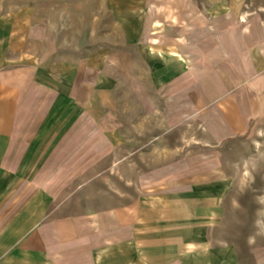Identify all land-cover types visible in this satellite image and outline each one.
Wrapping results in <instances>:
<instances>
[{"label":"rangeland","instance_id":"374dc122","mask_svg":"<svg viewBox=\"0 0 264 264\" xmlns=\"http://www.w3.org/2000/svg\"><path fill=\"white\" fill-rule=\"evenodd\" d=\"M0 99V264H264V0H0Z\"/></svg>","mask_w":264,"mask_h":264},{"label":"bare ground","instance_id":"6f19581e","mask_svg":"<svg viewBox=\"0 0 264 264\" xmlns=\"http://www.w3.org/2000/svg\"><path fill=\"white\" fill-rule=\"evenodd\" d=\"M156 8H157V11L159 12V14H161L162 16H167V17H171V19H174V21L177 20V13H176V10L177 8L174 7V6H171L170 8L166 7V5H158L156 3L153 4ZM196 17V16H195ZM196 19V18H195ZM194 18H192V21L195 20ZM154 29L156 30V33H158L157 31H159L160 29H162L165 24H164V21L162 19H158L156 22H155V25H154ZM171 51V54L169 55V57H171V59H174L176 60L177 62H180L181 64L184 63V68L186 67L187 65V60L185 59L184 55L181 53V51L179 49H177V47L175 48H171L170 49ZM157 50L156 48L152 47L151 48V53L152 54H156ZM161 54L164 55L163 51L161 50ZM102 251L100 252L99 256H98V259L101 260L102 259Z\"/></svg>","mask_w":264,"mask_h":264},{"label":"crops","instance_id":"0c3cea01","mask_svg":"<svg viewBox=\"0 0 264 264\" xmlns=\"http://www.w3.org/2000/svg\"><path fill=\"white\" fill-rule=\"evenodd\" d=\"M3 105L0 99V164H5L9 159L13 139L9 130L5 128V121L3 120Z\"/></svg>","mask_w":264,"mask_h":264}]
</instances>
